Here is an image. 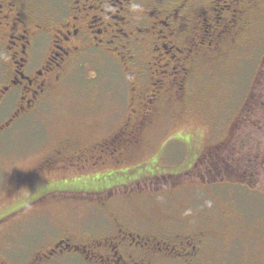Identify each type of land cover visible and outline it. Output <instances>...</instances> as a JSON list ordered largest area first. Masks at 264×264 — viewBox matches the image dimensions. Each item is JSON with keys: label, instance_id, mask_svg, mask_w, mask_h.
Returning a JSON list of instances; mask_svg holds the SVG:
<instances>
[{"label": "flooded vegetation", "instance_id": "af4514ba", "mask_svg": "<svg viewBox=\"0 0 264 264\" xmlns=\"http://www.w3.org/2000/svg\"><path fill=\"white\" fill-rule=\"evenodd\" d=\"M228 1L236 9L218 18L220 23L215 18L220 0H0V133L38 113L93 54L111 57L124 68L132 91L123 125L91 142L75 134L61 139L18 182L9 203L20 198L22 203L0 216V223L30 209L26 218L40 226L18 251L0 250V264H208L206 248L216 234L189 228L173 233L142 214L153 203L168 201L169 188L151 194L140 181L128 180L135 182L131 187L121 180L148 166L149 130L163 110L190 100L191 83L206 61L230 49L238 36L257 32L262 0ZM202 15L213 21L210 32ZM201 33H211L206 46ZM224 33L234 35L222 41ZM165 38L170 49L158 45ZM166 56L170 60L162 64ZM154 77L159 79L154 82ZM205 151L199 156L204 160L217 155ZM150 173L145 178L152 179ZM57 202H80L95 217L88 220L86 212L79 224L65 222L53 211ZM46 221L55 226L53 234Z\"/></svg>", "mask_w": 264, "mask_h": 264}, {"label": "rangeland", "instance_id": "374dc122", "mask_svg": "<svg viewBox=\"0 0 264 264\" xmlns=\"http://www.w3.org/2000/svg\"><path fill=\"white\" fill-rule=\"evenodd\" d=\"M262 5L257 32L238 36L230 49L206 61L191 83L190 100L174 110H163L148 132V166L128 179L119 178L131 187L135 182L128 180L140 181L142 189L151 194L157 193L156 189L169 188L168 201L155 202L142 214L173 233H185L189 228L216 234L206 248L208 264H264V0ZM216 9L215 18L221 23L219 19L232 15L236 8L228 0H220ZM202 19L205 30L210 32L213 21L203 15ZM159 29L167 35L166 29ZM207 34L211 35H200L205 46ZM233 35L224 33L226 39L222 41ZM169 41L162 39L158 45L163 43L170 49ZM175 54L171 52L170 56ZM168 60L166 56L162 64ZM85 62L87 66L73 71L63 88L38 113L23 116L11 129L0 133V216L22 203L21 198L9 203L18 182L61 139L75 134L84 143L91 142L123 125L131 109L132 93L125 69L105 55L93 54ZM171 66L178 68L177 63L171 62ZM154 79L156 82L159 78ZM243 117L247 121L242 124ZM229 128L238 131L228 134ZM221 142L225 157L200 158L203 150L209 151L206 147L219 146ZM199 161L203 162L196 167ZM128 168L129 165L122 167ZM147 172L154 173V177L145 178ZM190 172L193 179L186 178ZM161 174L164 177L156 181ZM232 178L242 183L231 182ZM121 181H111L109 185ZM72 205L57 202L53 211L74 225L86 212L88 220L95 217L92 210H84L82 203ZM95 205L93 202L90 207ZM28 210L0 223L1 251H18L24 240L36 234L40 225L26 218L24 212ZM168 216L171 222L164 219ZM18 222L23 223L17 227ZM44 224L50 234L55 232L49 221Z\"/></svg>", "mask_w": 264, "mask_h": 264}, {"label": "trees", "instance_id": "16d2710c", "mask_svg": "<svg viewBox=\"0 0 264 264\" xmlns=\"http://www.w3.org/2000/svg\"><path fill=\"white\" fill-rule=\"evenodd\" d=\"M251 97H252V95H250ZM253 96H254V93H253ZM249 108H250V105H248V103H247V107H246V111L248 112V110H249ZM249 112H250V110H249ZM248 112V114H247V116H245V117H247L248 118V116L250 115V113ZM247 118H244L243 117V119H242V124L243 123H245L246 121H247ZM236 126V125H235ZM240 126V124L239 125H237L236 127H239ZM236 129H238V128H236ZM233 130H234V133H233V135L234 134H236V131H238V130H235V129H232V132H233ZM221 147V148H220ZM216 148H220V150L219 151H215L214 152V150L216 149ZM207 150H209L208 152H214V153H216L217 155H216V159H222L223 157H225L224 155H222V152L224 151V146H217V147H209V148H207ZM203 161H204V159H203ZM224 162V161H223ZM226 167H228V166H226Z\"/></svg>", "mask_w": 264, "mask_h": 264}]
</instances>
